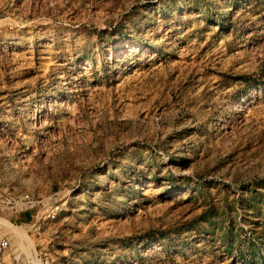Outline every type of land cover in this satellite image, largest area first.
Returning <instances> with one entry per match:
<instances>
[{"label": "rangeland", "instance_id": "1", "mask_svg": "<svg viewBox=\"0 0 264 264\" xmlns=\"http://www.w3.org/2000/svg\"><path fill=\"white\" fill-rule=\"evenodd\" d=\"M2 238L0 264H264V0H0Z\"/></svg>", "mask_w": 264, "mask_h": 264}, {"label": "built area", "instance_id": "2", "mask_svg": "<svg viewBox=\"0 0 264 264\" xmlns=\"http://www.w3.org/2000/svg\"><path fill=\"white\" fill-rule=\"evenodd\" d=\"M12 202H13L12 203L13 205H19V203L30 204V203H32V199L29 195L26 194L21 199H18V198L15 199L14 198ZM59 212H60V206L59 205H57V204L50 205V206L45 207L43 217L47 221H52L58 217ZM36 222H37V220L34 221L33 225H35ZM8 246H9L8 239H6V238L0 239V251L3 249H6Z\"/></svg>", "mask_w": 264, "mask_h": 264}, {"label": "bare ground", "instance_id": "3", "mask_svg": "<svg viewBox=\"0 0 264 264\" xmlns=\"http://www.w3.org/2000/svg\"><path fill=\"white\" fill-rule=\"evenodd\" d=\"M19 238V237H18ZM21 245V244H20Z\"/></svg>", "mask_w": 264, "mask_h": 264}]
</instances>
